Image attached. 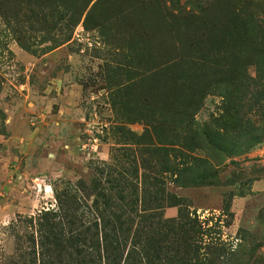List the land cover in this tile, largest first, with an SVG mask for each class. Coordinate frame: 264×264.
<instances>
[{"label": "rangeland", "instance_id": "1", "mask_svg": "<svg viewBox=\"0 0 264 264\" xmlns=\"http://www.w3.org/2000/svg\"><path fill=\"white\" fill-rule=\"evenodd\" d=\"M50 263L264 264V0H0V264Z\"/></svg>", "mask_w": 264, "mask_h": 264}, {"label": "trees", "instance_id": "2", "mask_svg": "<svg viewBox=\"0 0 264 264\" xmlns=\"http://www.w3.org/2000/svg\"><path fill=\"white\" fill-rule=\"evenodd\" d=\"M42 216L43 217H45L44 219H43V217H42V220L44 221V223L43 224H37V226H38V231H46V230H48L49 228H50V223L47 221V214L46 213H42ZM73 235H75V236H78L77 235V233L76 232H73L72 233V231H69L68 233H66V239L69 241V239H74V240H77L76 239V237H73ZM52 244L54 245V243L52 242ZM55 246V245H54ZM57 246V245H56ZM51 264V263H50Z\"/></svg>", "mask_w": 264, "mask_h": 264}]
</instances>
